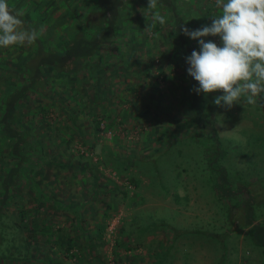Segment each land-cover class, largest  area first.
<instances>
[{"label": "rangeland", "instance_id": "374dc122", "mask_svg": "<svg viewBox=\"0 0 264 264\" xmlns=\"http://www.w3.org/2000/svg\"><path fill=\"white\" fill-rule=\"evenodd\" d=\"M186 1L177 0L176 9L191 30L202 28V23L210 26L213 17L220 14L216 0L209 12L203 11L202 4H210L209 0L200 4ZM7 2L23 11L20 19L24 30L34 29L40 39L51 42L59 40L60 34L70 35L76 28L73 2L80 13L84 5V0ZM148 3L149 0L140 3L138 9L127 7L122 12L124 35L116 43L124 40L131 44L129 52L122 51L123 46L117 51L109 91L101 90L99 79L89 83L90 76H105L108 69L91 74L82 71L64 84L60 83L64 76L47 72L49 85L28 90L18 102L20 122L13 127H29L30 145L33 139H42L43 149L35 158L36 170L43 172H35L34 178L49 199L37 209L38 197L30 190L31 183L23 179L6 212L19 217L20 209H29L30 216L52 228L30 248L36 256L26 264H264L261 248L251 240L249 228L230 229L226 221L234 214L241 218L243 202L217 198L206 180L209 130L201 124L185 123L192 90L184 71L185 58L190 54L184 52L172 33L174 9L165 10L156 0L151 11ZM156 14L165 18L164 24L154 20ZM154 24L156 28L152 29ZM187 38L198 51V41ZM202 39L222 46L219 36ZM33 47H0V62L17 61L21 53L28 55ZM151 60L154 68L146 74L142 68L149 67ZM8 82L20 83L22 78L0 64V95ZM64 86L69 94L62 103L59 96ZM95 90L98 98L93 102ZM222 94H204L203 114L213 117L208 123H214L227 148L222 163L230 179L250 182L256 221L264 224V92L255 98V104H248L246 95H242L231 109L214 103ZM71 108L76 112L75 124L69 118ZM97 110L99 117L105 114L100 129L95 128L93 120ZM107 112L114 117L110 125ZM42 116L50 124H42ZM6 141L0 138V168L13 160L5 149ZM47 159L59 164H50ZM103 160L110 164L124 161L127 172L139 178L138 185H133L125 196L109 192L114 182L111 179L117 183L122 179L115 174V168L100 162ZM45 171L50 172L48 176L42 175ZM120 173L125 175L124 171ZM53 197L58 207L50 205ZM75 214L78 219L73 218ZM80 217L82 221L76 229L74 224ZM102 223L105 226L100 233L97 227ZM65 233L75 235V254L60 246V237ZM0 264L7 262L1 260Z\"/></svg>", "mask_w": 264, "mask_h": 264}, {"label": "trees", "instance_id": "16d2710c", "mask_svg": "<svg viewBox=\"0 0 264 264\" xmlns=\"http://www.w3.org/2000/svg\"><path fill=\"white\" fill-rule=\"evenodd\" d=\"M54 1V0H52ZM84 0L82 7L83 12H77L78 8L76 3L73 2L71 9L76 13L77 23L76 28L73 29L71 34H60L59 40L56 42L47 41L37 37L34 47L31 49L28 55L21 53L15 60L3 59L0 64L2 67L11 69L17 73L22 82H8L6 83L2 94L0 95V138L7 139L5 149L12 157L11 163H5L0 168V261L5 260L7 264H14L15 260H22V264L32 263L31 256L35 258V253L30 248L36 244L42 235L51 231V225L41 224L33 216H30V210L20 209V216L16 217L6 212V209L14 197L15 188L19 185L23 179L28 180L31 183L30 190L38 197V203L36 204L37 209L43 207L49 199L47 194H43L39 186V181L34 178V173L38 167V161L35 158L36 153H39L43 149L42 139H33V145H30L31 132L29 127L22 124V129L13 127V124L20 122V110L18 108L19 100L25 96L28 90H36L41 86H47L48 78L47 72H53L59 76H64L61 80V84L65 81L75 79L78 73L82 71H88L90 74L94 71L108 69L109 74L105 76H90L92 82L97 83V79L100 80L102 85L101 90L106 91L110 89L112 84L111 77L113 75L114 65L117 62V51L125 53L129 52L131 43L120 41L124 35L123 18L122 12L130 7L131 9H138L140 3L146 2L147 0ZM8 3V2H7ZM158 4H163L165 10H173L172 33H174L179 41L180 47L183 48L187 54L192 53L196 50V47L187 42L183 32L180 31V26L187 24L184 22V15L178 12L177 0H157ZM9 4V3H8ZM10 9L16 10L9 5ZM153 11V9H150ZM210 7L203 4V11L209 12ZM29 12V10H28ZM45 14V12H43ZM22 20V19H21ZM168 21V20H167ZM166 21V22H167ZM22 22H24L22 20ZM153 22V21H152ZM203 22H207L204 20ZM195 23L191 21V26ZM204 26V23L201 24ZM24 26V23H23ZM155 26V27H154ZM152 29L156 28V25H151ZM194 29V28H193ZM25 30H30L25 27ZM54 41V40H52ZM184 44H187L185 47ZM128 45V46H127ZM132 60V59H131ZM189 65H185V78L189 80L191 84V103L188 106L187 117L185 120L186 124H193L199 126L200 124L207 128L211 134L210 137V148L209 154H207L206 163V180L211 184L214 194L217 198H236V201H242L244 209L240 211L242 213L241 218L237 219L235 214L230 219L226 218L227 222H230V229L248 227L250 238L254 244L259 246L263 255L264 263V224L260 221H256V211L254 210V201L251 199L250 182L243 180H231L228 169L223 165L222 160L227 154V148L220 139V135L214 125L208 123L213 117L205 116L203 114V102L204 94H197L193 91L194 87H198V82L191 77L187 68ZM153 60L149 63V67L142 68L144 73L148 74L150 69H153ZM83 87L84 83L82 84ZM106 89V90H105ZM69 90L67 87H63L60 90V99L63 100L68 96ZM98 98V90H95L92 94V101L95 102ZM120 102V101H118ZM116 102V104L118 103ZM96 104V103H93ZM95 108V106H92ZM264 109V108H263ZM94 114V125L96 129H100L102 123V116L105 114L101 113L99 117L97 113ZM76 112L74 109H70L69 118L73 124L76 123ZM108 116L110 113L107 112ZM108 125L114 122V117L110 116ZM42 124H50L47 117L42 116L40 118ZM206 123V124H205ZM94 145V143H92ZM91 145V149H92ZM29 149H28V147ZM46 162L50 164L58 163V161L47 159ZM104 165H111V168H115V174L119 173L122 183H117L116 179H111L113 185L110 186L109 192L115 194L121 193L124 196L128 194L131 187L138 185L139 178L135 175L128 173V167L124 161H116L115 163H109L106 160L100 161ZM76 162H67L66 164H72L74 167ZM99 163V161H98ZM59 164V163H58ZM4 166V167H3ZM124 171V176L120 172ZM50 172L45 171L42 173L43 176H48ZM251 185V184H250ZM249 191V193H248ZM107 192V191H106ZM244 194L243 198L240 195ZM227 198V199H228ZM50 205L58 207V200L53 197L50 201ZM106 215V214H105ZM78 216L75 214L73 218ZM82 219L77 220L74 224V228L77 229ZM104 224H98L99 232L101 233L104 228ZM47 240V238H46ZM61 247L66 252L75 254L73 246L75 243V235L65 233L60 237ZM117 245L120 241L116 242ZM36 246V245H34ZM45 258L48 259V254L44 253ZM41 257L40 255H37ZM36 257V258H38ZM46 259V260H47ZM41 260V259H40ZM44 260V257L42 258ZM29 261V262H28ZM163 261H159L162 264ZM101 264V263H100Z\"/></svg>", "mask_w": 264, "mask_h": 264}, {"label": "clouds", "instance_id": "9594fccd", "mask_svg": "<svg viewBox=\"0 0 264 264\" xmlns=\"http://www.w3.org/2000/svg\"><path fill=\"white\" fill-rule=\"evenodd\" d=\"M150 8L156 0H149ZM221 9L210 26L191 30L183 25L180 31L199 43V50L187 56L188 74L198 82L193 91L205 95L222 92L214 99L217 106L231 109L246 95L248 104L264 92V0H216ZM22 10H12L7 0H0V47L32 45L36 30H24L20 19ZM154 20L160 24L165 18L159 14ZM219 36L222 46L203 37Z\"/></svg>", "mask_w": 264, "mask_h": 264}, {"label": "crops", "instance_id": "0c3cea01", "mask_svg": "<svg viewBox=\"0 0 264 264\" xmlns=\"http://www.w3.org/2000/svg\"><path fill=\"white\" fill-rule=\"evenodd\" d=\"M204 0H194V2L196 3V2H198L199 4L200 3H202ZM207 1V0H206ZM210 1V4H204V3H202V4H204V5H207V6H209V7H211V3H214V0H209ZM213 1V2H212ZM186 2H188V0L186 1ZM189 4H190V1H189ZM192 4H193V2H192ZM202 4H201V6H202Z\"/></svg>", "mask_w": 264, "mask_h": 264}]
</instances>
